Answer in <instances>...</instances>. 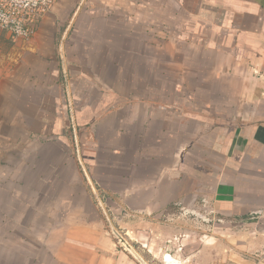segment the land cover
I'll return each mask as SVG.
<instances>
[{"label": "crops", "instance_id": "obj_1", "mask_svg": "<svg viewBox=\"0 0 264 264\" xmlns=\"http://www.w3.org/2000/svg\"><path fill=\"white\" fill-rule=\"evenodd\" d=\"M95 1L56 0L30 40L0 31V131H11L0 132L2 254L41 234L53 259L77 258L79 244L100 252L97 264H139L106 229L108 209L264 212V0L186 9L202 18L210 2L228 29L240 20L220 44L183 43L191 53L166 60L176 84L161 91L143 90L141 75L123 84L120 61L105 59L114 29Z\"/></svg>", "mask_w": 264, "mask_h": 264}, {"label": "rangeland", "instance_id": "obj_2", "mask_svg": "<svg viewBox=\"0 0 264 264\" xmlns=\"http://www.w3.org/2000/svg\"><path fill=\"white\" fill-rule=\"evenodd\" d=\"M187 1L183 4L177 0L167 3L165 0H105V6L99 0L95 1L97 11L105 8V26L114 29L105 33V59L120 61L121 71L127 77L124 85H133L130 75L134 74L136 78L142 76L143 90L145 87L159 91L170 89L176 83L168 80L171 67L166 60L187 57L191 50L183 43L220 44L234 24L239 23V18L237 23L230 18L228 29L222 12L214 9L221 6L210 2H207L205 17L185 16L186 9H197V0ZM166 9L172 11L171 16H167ZM235 30L239 32V29ZM98 52L95 50L93 54L100 60ZM106 70L112 73L109 66ZM205 76V89H210L206 100L212 105L215 100L212 67H205ZM195 82L196 79H191L189 87L192 88ZM135 85L139 86V83ZM108 210L106 229L115 237L119 249L135 255L139 264H166L164 258L168 254L172 256L173 264H264L261 236L264 212L261 210L226 214L208 206L185 209L180 205L154 212ZM101 213L105 220V210ZM43 228L47 230L49 226L46 224ZM1 230L4 234L6 228L1 227ZM20 233L18 231L16 235L21 236ZM46 238L53 249L58 239L54 235ZM47 249L41 234H31L28 247L19 243L6 254L0 249V264H97L96 255L100 254L97 250L92 254L78 244L77 258L53 259L47 255ZM63 253H69V250H63Z\"/></svg>", "mask_w": 264, "mask_h": 264}, {"label": "built area", "instance_id": "obj_3", "mask_svg": "<svg viewBox=\"0 0 264 264\" xmlns=\"http://www.w3.org/2000/svg\"><path fill=\"white\" fill-rule=\"evenodd\" d=\"M56 0H0V31L13 40H30Z\"/></svg>", "mask_w": 264, "mask_h": 264}, {"label": "bare ground", "instance_id": "obj_4", "mask_svg": "<svg viewBox=\"0 0 264 264\" xmlns=\"http://www.w3.org/2000/svg\"><path fill=\"white\" fill-rule=\"evenodd\" d=\"M164 261L168 262V264H173L171 255H167L166 258H164Z\"/></svg>", "mask_w": 264, "mask_h": 264}, {"label": "water", "instance_id": "obj_5", "mask_svg": "<svg viewBox=\"0 0 264 264\" xmlns=\"http://www.w3.org/2000/svg\"><path fill=\"white\" fill-rule=\"evenodd\" d=\"M260 212H263V211H260Z\"/></svg>", "mask_w": 264, "mask_h": 264}]
</instances>
